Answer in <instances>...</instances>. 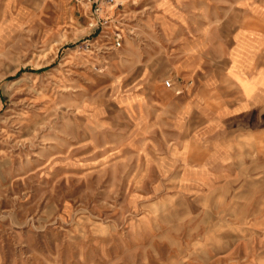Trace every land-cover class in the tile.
Here are the masks:
<instances>
[{
	"label": "rangeland",
	"instance_id": "374dc122",
	"mask_svg": "<svg viewBox=\"0 0 264 264\" xmlns=\"http://www.w3.org/2000/svg\"><path fill=\"white\" fill-rule=\"evenodd\" d=\"M234 1L0 0V264H264V136L227 193L193 188L154 115L195 29L216 65Z\"/></svg>",
	"mask_w": 264,
	"mask_h": 264
},
{
	"label": "crops",
	"instance_id": "0c3cea01",
	"mask_svg": "<svg viewBox=\"0 0 264 264\" xmlns=\"http://www.w3.org/2000/svg\"><path fill=\"white\" fill-rule=\"evenodd\" d=\"M230 13L229 42L216 48L214 67L207 65L205 29L198 28L174 53L166 89L154 86V115L165 112L181 139L163 159L180 166L187 186L222 193L264 136V0H235Z\"/></svg>",
	"mask_w": 264,
	"mask_h": 264
},
{
	"label": "built area",
	"instance_id": "2783aa9c",
	"mask_svg": "<svg viewBox=\"0 0 264 264\" xmlns=\"http://www.w3.org/2000/svg\"><path fill=\"white\" fill-rule=\"evenodd\" d=\"M95 11L97 12L98 11V9H95ZM116 46H120V42L117 40L116 41ZM168 85V84H167Z\"/></svg>",
	"mask_w": 264,
	"mask_h": 264
}]
</instances>
